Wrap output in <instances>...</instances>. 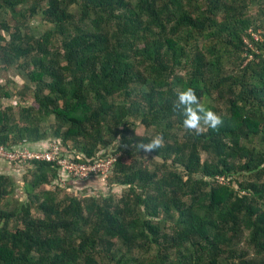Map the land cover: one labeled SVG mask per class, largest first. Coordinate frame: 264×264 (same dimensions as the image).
I'll list each match as a JSON object with an SVG mask.
<instances>
[{"label":"trees","instance_id":"obj_1","mask_svg":"<svg viewBox=\"0 0 264 264\" xmlns=\"http://www.w3.org/2000/svg\"><path fill=\"white\" fill-rule=\"evenodd\" d=\"M37 9L52 27L35 35L25 22ZM0 10L14 21L1 22V68L22 60L36 103L0 108V144L59 139L79 163L117 153L110 180L127 186L103 205L68 195L57 206L47 192L37 219L32 203L8 205L0 173V264H264V43L252 38L257 53L244 38L264 26V0H0ZM189 87L222 117L217 130L182 129L172 105ZM155 133L159 153L135 151ZM30 169L26 195L55 172Z\"/></svg>","mask_w":264,"mask_h":264},{"label":"rangeland","instance_id":"obj_2","mask_svg":"<svg viewBox=\"0 0 264 264\" xmlns=\"http://www.w3.org/2000/svg\"><path fill=\"white\" fill-rule=\"evenodd\" d=\"M30 5V1L27 4V7ZM249 13L248 16H251L252 18H259L260 15V5L259 4H249ZM19 9V8H17ZM70 12L73 14L75 13L74 7L69 8ZM263 18V17H262ZM8 21L10 25L12 26L14 21L10 16V13L0 10V30L1 34L8 40V34L6 32V29L1 27V22L2 21ZM28 25L29 31L31 30L35 35L39 34L40 32H44L46 29L52 27V23L48 20H45L42 18L41 13L39 9H37V12L29 17L27 15L26 22ZM245 41L247 42V45L252 48V50H255V52L260 53V50L256 48V44L252 43V38H255L259 43L263 44L264 43V26H261L258 28V30H254V27L249 28L246 31V34H244ZM247 55V52H244V56ZM254 54H249V60L250 58H253ZM245 60V63L248 61ZM244 63V64H245ZM232 67V65H227L228 70L226 73H230L229 68ZM28 66H25L22 60H19L12 64L9 67H4L1 68V62H0V108L5 107L6 105H12L13 103H24L27 105H36L34 99L32 98V94H29V91H27V86L32 85L31 81L29 80L28 76ZM19 93L22 95L23 98H20ZM29 94V95H28ZM222 109H225V106L223 105L221 107ZM48 121H53V117H49ZM138 121V120H135ZM152 133L151 130L148 132L146 129H144L141 125L136 126L135 129V134L137 135H146V134ZM43 143V142H42ZM45 146V145H44ZM114 148L112 146L105 148H101L99 153H106V156L110 154V152ZM109 153V154H108ZM117 153L115 155H110L108 157L112 158V162L108 167V170L104 175L100 177L98 180H92L88 182V184H81L78 189L75 192V189H71L70 191L66 190H56V191H51L52 189L50 188H45V187H38L32 190L31 194L26 195L24 193V183L29 182L31 179V174L32 170H22V169H17L14 166L13 167H8L7 176L11 180V189H10V194L8 196V205L11 208H14L15 206L13 205V202L16 201L17 204L16 206L18 207L21 203H32L33 207L31 209V214L37 218H43L42 211L40 210L41 205H46L50 204V194L47 192H52V196L54 198L53 203L59 204V202L62 200L63 196H72L75 198H81L83 196L85 197H94L99 203V205L102 204L103 199H108L112 198L114 200H117L121 194L126 191L127 186L124 185H119L116 182H113L110 180V168L112 167L113 162L115 161L117 157ZM121 155V154H120ZM155 156V155H153ZM202 161H213L214 158L211 155H208L207 153L203 152L202 153ZM106 157V158H108ZM145 167L147 171L149 172H157L158 176H161V171L156 170V166L153 163L152 160H146L145 161ZM30 172V173H29ZM239 174L236 173L235 177L238 179V181H242L243 179L238 176ZM222 179L219 180L221 182ZM6 200L4 199L1 204V208L4 209L6 208L5 206ZM62 208V205H61ZM159 219H166V216H161ZM13 223H10L9 226L12 228Z\"/></svg>","mask_w":264,"mask_h":264},{"label":"clouds","instance_id":"obj_3","mask_svg":"<svg viewBox=\"0 0 264 264\" xmlns=\"http://www.w3.org/2000/svg\"><path fill=\"white\" fill-rule=\"evenodd\" d=\"M172 111L174 113H179V115L182 116L183 119H182L181 127L186 134L200 135L204 132L205 129L217 130L223 124L222 117L217 113L213 112L212 110H210L209 108H207L204 104H202L200 98L196 95L195 89L191 87L177 92L176 99L172 105ZM54 140L59 142V139H52L49 142H52ZM49 142H43L39 146L35 145L36 148L34 149L40 150L45 147H48ZM0 145H5V144H0ZM163 147H164L163 135L160 133H155L151 137H148L146 140L142 138L140 142H138L134 146V149L138 153L143 152L145 154H150V153H159L158 150ZM158 158H159V154L155 155L153 159H158ZM48 163H50L51 167L55 169L54 170L55 172L51 176L49 180V185L47 187L52 189L51 191H56L57 189L61 190L62 188L53 186V182H52L58 176L59 169L51 162ZM6 165L8 167H13L8 163H6ZM63 176L64 178H66V187L62 190L70 191L73 188L75 189L76 192L78 189H80L79 186L82 183L85 184L84 181L71 179L66 174H63Z\"/></svg>","mask_w":264,"mask_h":264},{"label":"built area","instance_id":"obj_4","mask_svg":"<svg viewBox=\"0 0 264 264\" xmlns=\"http://www.w3.org/2000/svg\"><path fill=\"white\" fill-rule=\"evenodd\" d=\"M0 161L22 170L34 167L37 161L51 162L59 169L58 176L52 181L53 186L64 189L66 178L63 174L88 184L90 180H98L106 173L112 158L102 157L92 163L75 162L66 154V149L54 140L49 142L48 147L40 150L31 149L27 145L11 148L0 145Z\"/></svg>","mask_w":264,"mask_h":264},{"label":"crops","instance_id":"obj_5","mask_svg":"<svg viewBox=\"0 0 264 264\" xmlns=\"http://www.w3.org/2000/svg\"><path fill=\"white\" fill-rule=\"evenodd\" d=\"M8 166L6 165V162L0 161V173L6 174L8 171Z\"/></svg>","mask_w":264,"mask_h":264}]
</instances>
